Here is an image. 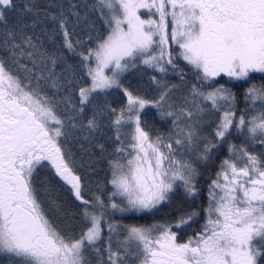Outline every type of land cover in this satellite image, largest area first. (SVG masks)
<instances>
[{"label":"snow or ice","instance_id":"obj_1","mask_svg":"<svg viewBox=\"0 0 264 264\" xmlns=\"http://www.w3.org/2000/svg\"><path fill=\"white\" fill-rule=\"evenodd\" d=\"M0 264H264V0H0Z\"/></svg>","mask_w":264,"mask_h":264},{"label":"trees","instance_id":"obj_2","mask_svg":"<svg viewBox=\"0 0 264 264\" xmlns=\"http://www.w3.org/2000/svg\"><path fill=\"white\" fill-rule=\"evenodd\" d=\"M129 79L131 80V82L133 83V84H135L136 83V78L135 77H133V76H130L129 77ZM147 79V77L145 76V80ZM257 82H259V81H257ZM162 123V122H161ZM160 125L159 124H157V127H159ZM163 130V129H162ZM103 167V166H102ZM104 176H105V173H104V171L102 170V171H100V173H99V178L101 179V181H103V179H104ZM133 222H135V221H133ZM195 227V226H194ZM188 232H189V234H191V232H192V229H189L188 230Z\"/></svg>","mask_w":264,"mask_h":264}]
</instances>
